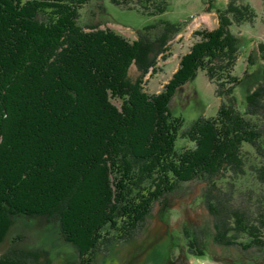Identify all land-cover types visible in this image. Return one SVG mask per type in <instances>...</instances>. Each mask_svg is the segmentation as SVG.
I'll list each match as a JSON object with an SVG mask.
<instances>
[{
  "label": "trees",
  "instance_id": "obj_1",
  "mask_svg": "<svg viewBox=\"0 0 264 264\" xmlns=\"http://www.w3.org/2000/svg\"><path fill=\"white\" fill-rule=\"evenodd\" d=\"M90 1L0 0V246L23 215L59 226L77 252L71 264H94L114 243L134 240L156 203L199 179L215 244L264 250V67L245 111L233 94L241 48L232 28L253 25L256 10L244 0L223 9L206 1L217 27L196 31L173 77L148 94L145 78L186 23L157 19L130 41L81 24ZM139 4L151 17L168 7ZM255 48L264 61V41ZM200 71L220 106L185 127L169 106ZM179 138L193 147L177 149ZM189 246L205 254L196 236ZM0 264L50 259L43 249L12 245Z\"/></svg>",
  "mask_w": 264,
  "mask_h": 264
},
{
  "label": "rangeland",
  "instance_id": "obj_2",
  "mask_svg": "<svg viewBox=\"0 0 264 264\" xmlns=\"http://www.w3.org/2000/svg\"><path fill=\"white\" fill-rule=\"evenodd\" d=\"M132 9L117 5L112 0H91L80 10L81 24L99 25L112 29L130 41L137 33L157 19L186 23L183 31L167 46V58L159 60L156 73L145 78L148 94L160 93L179 67L182 56L188 53L199 30H214L218 25L216 12L204 11V3L211 1L218 8H225L229 0H165L167 9L160 16L151 17L141 12L140 0H129ZM159 1V0H157ZM258 13L253 25L232 28L240 39V58L233 71L240 79L234 89L238 108L243 112L246 96L262 81L264 61L255 46L264 41L262 0H244ZM251 56L253 64L248 66ZM216 86L203 71L183 90L173 97L169 109L174 117L184 119L185 127L201 118L216 115L220 99L215 95ZM192 148L193 144L179 138L176 148ZM205 183L194 180L175 193L165 196L154 209L144 228L132 241L116 242L108 250L98 253L94 264H264V250L243 251L238 247H223L212 238L213 219L204 204ZM15 224L6 241L0 246V257L12 245L21 249H43L50 264L78 263L74 246L65 242L56 224L42 225L36 218L23 215L14 217ZM197 237L203 256H197L189 241Z\"/></svg>",
  "mask_w": 264,
  "mask_h": 264
}]
</instances>
